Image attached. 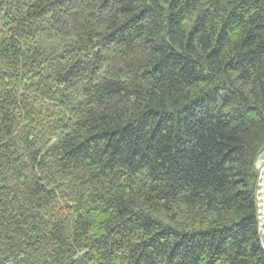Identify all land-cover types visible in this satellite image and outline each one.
I'll return each mask as SVG.
<instances>
[{
  "label": "trees",
  "instance_id": "16d2710c",
  "mask_svg": "<svg viewBox=\"0 0 264 264\" xmlns=\"http://www.w3.org/2000/svg\"><path fill=\"white\" fill-rule=\"evenodd\" d=\"M263 151L264 0H0V264H264Z\"/></svg>",
  "mask_w": 264,
  "mask_h": 264
},
{
  "label": "water",
  "instance_id": "95a60500",
  "mask_svg": "<svg viewBox=\"0 0 264 264\" xmlns=\"http://www.w3.org/2000/svg\"><path fill=\"white\" fill-rule=\"evenodd\" d=\"M261 175H262V170L260 168L259 170V174H258V183H257V192H256V196H257V208H258V222H259V237L260 240L262 242L263 248H264V239H263V229H264V220H262L261 217V212H260V202H259V190H260V186H261Z\"/></svg>",
  "mask_w": 264,
  "mask_h": 264
},
{
  "label": "bare ground",
  "instance_id": "6f19581e",
  "mask_svg": "<svg viewBox=\"0 0 264 264\" xmlns=\"http://www.w3.org/2000/svg\"><path fill=\"white\" fill-rule=\"evenodd\" d=\"M260 168L262 170V175H261L262 180H261V186H260V190H259V202H260L261 217L263 219V206H262V202H261V187H262V182H263V179H264V162L261 164ZM263 234H264V232H263ZM263 239H264V236H263Z\"/></svg>",
  "mask_w": 264,
  "mask_h": 264
},
{
  "label": "crops",
  "instance_id": "0c3cea01",
  "mask_svg": "<svg viewBox=\"0 0 264 264\" xmlns=\"http://www.w3.org/2000/svg\"><path fill=\"white\" fill-rule=\"evenodd\" d=\"M261 156H264V152L260 155V157ZM260 157H259V159H260ZM259 159H258V161H257V167H260V165L258 164L259 163ZM264 230V229H263Z\"/></svg>",
  "mask_w": 264,
  "mask_h": 264
},
{
  "label": "rangeland",
  "instance_id": "374dc122",
  "mask_svg": "<svg viewBox=\"0 0 264 264\" xmlns=\"http://www.w3.org/2000/svg\"><path fill=\"white\" fill-rule=\"evenodd\" d=\"M264 162V160L262 159L258 164L261 166V164ZM258 171L260 170V167H257Z\"/></svg>",
  "mask_w": 264,
  "mask_h": 264
}]
</instances>
